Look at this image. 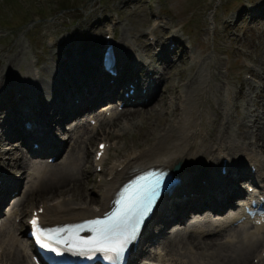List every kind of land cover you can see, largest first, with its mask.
I'll use <instances>...</instances> for the list:
<instances>
[{"label": "bare ground", "instance_id": "obj_1", "mask_svg": "<svg viewBox=\"0 0 264 264\" xmlns=\"http://www.w3.org/2000/svg\"><path fill=\"white\" fill-rule=\"evenodd\" d=\"M164 29V33L156 43L163 46L156 55L157 63L143 58L140 64L135 63L137 66L133 76L123 77L113 83L101 70L95 51L90 50L91 53L82 54L73 50L71 53L65 48L66 53L62 49L58 52L63 69L56 70L52 78L51 90L41 89L42 78L35 73L26 75L22 82L14 77L16 74L13 72L14 64L23 55L22 51L14 52L9 61L11 64L8 63L0 73V128L3 130L0 136V164L5 163V166L12 167L15 173H23L19 177H12L10 176L12 174L6 170H0V213L8 199L9 202L13 201L0 223V264H31L28 250L21 241L22 237L18 234L16 224L18 218L26 215L25 207L28 204H32L37 211L43 210L39 216L47 225L94 218L107 211L115 192L131 171L153 166L171 169L176 165H181L179 171L181 185L165 199L164 205H161L158 212L156 211L141 236L140 245L147 246L156 241L160 245L147 260L153 264H229L232 261H237L239 264H254L250 260L251 256H254L264 263V249L260 251L264 248V225L252 224L249 227V223H244L239 228L230 230L229 228L241 216L225 217L226 211L234 212L238 208L234 204V199L243 194V191L237 188L240 185L239 181L252 180L258 187H264V131L258 127L263 117L259 110L257 111L264 107V104L257 101L258 105L254 104L255 110L252 111L253 128L257 130L247 131L246 126L238 125L239 131L235 133V137L240 139V142L231 143L224 137L225 134L228 135L230 128L221 123V118H225L221 108H216L209 102L213 116L204 117L203 111L197 107V102L193 101L196 107L191 105L189 89L198 83L197 79L182 86L185 77L181 76L179 83H172L170 88L158 97V86L166 74V69L169 74H173L178 68L172 57L169 58L173 53L170 45L179 43L178 39L176 37L165 39L171 28ZM117 52L118 68L121 70L126 55L121 46L117 47ZM181 53L179 58L184 64L188 49L184 47ZM73 59L76 61L75 64ZM154 64H159L162 68L161 72H156L160 77L158 79L150 77L149 72L143 76L144 71ZM140 68L143 69L141 77L137 73ZM261 69L264 75L263 67ZM256 78L259 80V86L264 87V78L258 73ZM128 82L134 85L136 92L134 96L125 99L123 91L127 88ZM246 86L251 89L250 84L243 82L239 91L235 93L236 99L244 98ZM186 87L189 88L188 93ZM144 89H146L145 94L142 93ZM175 93L184 99L179 103L182 110L179 117H177V108L170 112L166 111V100L169 94ZM228 98L231 99V93H228ZM257 98L260 100L263 96ZM153 99L155 101L152 103ZM116 100L127 105H137L139 108L122 112L111 109L96 114L100 109L112 108ZM149 105L150 108L146 109ZM156 106L164 108L165 119L161 118L162 121L164 120V125L168 124L169 119H174L172 127L178 134H175L170 127L167 135L156 139L152 147L129 154L123 159L117 158L108 169V184H101L104 201L100 207H95L99 199L87 194L89 190L87 186L95 184L97 176L83 166V163H90L91 154L86 156L87 159L81 155L82 152L79 151L80 143L83 142L81 137L74 142L71 153L59 160L60 164L56 165V169L50 170L48 164H30L27 158V153L35 159H42L48 153L53 156L60 155L66 145L64 123L82 112L96 116L97 123L95 126L77 125L73 130L74 133L82 130L86 134L97 132L95 130L102 123L117 127L122 120L128 122L144 118L148 122L152 113L158 111ZM234 108L237 109L236 103ZM26 123L31 124V129L26 128ZM57 127L61 128L62 135L58 136ZM150 133L144 136L143 142H148ZM101 135L110 136L104 130H101ZM249 135L255 136L254 142ZM16 138H21L20 145L25 148L26 154L10 144ZM209 139L213 140L211 148L205 145L206 140ZM34 144H39L40 149L35 150ZM225 151H229L231 155ZM205 154L211 157L205 159L203 158ZM107 155L108 148L104 150L99 162L95 157L97 167L104 165ZM7 156L9 162L4 161ZM224 160L226 163H223ZM250 166L256 169L255 174L248 170ZM223 167L227 171L225 175L222 174ZM84 175H86L85 179ZM23 179L27 181L23 197L18 201L10 199V195L14 192L21 191L20 180L22 182ZM206 208L218 218L197 220L189 223L185 230L173 235L166 234V225L175 221L186 225L189 212H201ZM161 225L164 226L163 230L158 231ZM28 230L27 226L25 231ZM26 232L23 234L26 235ZM172 252L177 254L172 256ZM143 253H145L144 248H138L133 260Z\"/></svg>", "mask_w": 264, "mask_h": 264}, {"label": "rangeland", "instance_id": "obj_2", "mask_svg": "<svg viewBox=\"0 0 264 264\" xmlns=\"http://www.w3.org/2000/svg\"><path fill=\"white\" fill-rule=\"evenodd\" d=\"M256 11H259L260 15L252 20V14ZM262 12L264 13V0H0V73L8 63L11 64L9 61L14 52L22 51V57L16 60L13 67V72L17 74L14 77L22 82L26 75L35 73L42 78L41 89L51 90L54 74L57 69H63L58 56L61 49L64 53L67 48L71 53L74 50L82 54L91 53L90 50H93L97 53L100 62L98 57L103 47L102 42L108 34L107 30L111 28L112 34L115 32L116 44L124 50L126 60L132 62L137 58L141 62L144 58L151 62L154 49L150 47L148 41L149 33L154 31L156 38L159 39L165 31L164 28L170 27L171 31L168 35L176 37L179 42L176 44L180 47L177 56L170 55L178 68L173 74H169L166 69L158 95L170 88L172 83H179L181 76L185 77L182 86L197 79L198 83H195L191 89L187 87L185 89L187 93V89L190 91L191 105L196 107L193 101L197 102V107L203 111L204 117L213 116L209 102L216 108H221V112L225 114V118H221V123L230 128L228 135L225 134L224 137L231 143H236L240 140L235 137V133L239 131L238 125L246 126L247 131L257 130L253 128L252 111L255 110L254 104L258 105L257 101L264 104V87L259 86V80L256 78L257 73L264 78L261 69L262 67L264 69ZM158 16L161 18L159 22L161 26L155 29V19ZM184 47L188 49V53L185 54V61L182 64L179 57ZM72 61L73 64L76 63L75 59ZM243 82L250 84L251 89L246 86L244 98L236 99L235 93L239 91ZM228 93H231V99L228 98ZM257 96H263V99L259 100ZM183 100L178 93L169 94L166 111L170 112L173 108H177V117H179L182 113L179 103ZM235 103L237 109L234 108ZM156 110L158 111L152 113L148 122L144 118H137L135 121H128L130 125L127 126L122 120L117 128L110 125L103 127L111 133V142L116 144V148L110 146L108 159L105 161L106 166L102 172L97 171L93 160L98 143L104 139L99 134L91 135L87 136L80 145L79 151L82 152L83 158L89 155L87 148L93 153L90 163H83V166L97 176L96 183L87 186L88 196L99 199L95 207L103 204V189L100 185L108 184L106 170L112 162L117 158L123 159L129 154L152 147L156 139L167 135L170 127L175 134H178L172 127L174 119H169L168 124L164 125V120L161 119H165L164 108L156 106ZM258 110L263 117L258 127L264 131V107ZM77 123L79 120L64 124L66 133H69L68 137L64 138L68 141V146L73 145L77 137H73V140L69 137ZM153 129L154 132L150 133ZM218 130L223 129L218 128ZM2 131L0 128V136ZM56 131L59 132L58 136L62 135L60 128H56ZM147 133L150 134L146 143L142 140ZM253 137L255 136L249 135L252 142L255 141ZM172 140L174 141L173 135ZM10 144L14 148L24 150L16 140L11 141ZM205 145L211 148L213 140H206ZM225 152L231 155L229 151ZM67 153H64V156H67ZM210 157L205 154L203 158ZM4 161H10L8 156ZM46 161L47 158H44V162ZM0 170H6L12 174H8L12 177H19L23 173L13 172L12 167L5 166V163L0 164ZM238 184L244 188L242 181ZM32 207V204L25 207V212L28 214L22 218L25 224L30 217ZM187 215L190 223L199 218L212 217L207 212L202 216L200 214L196 216L191 212ZM25 224L21 223L19 229H23ZM163 227L161 225L158 231L163 230ZM183 227V224L175 221L166 225L164 230L167 235H173L182 231ZM156 249L158 247L154 244L146 246L143 258L148 257V254L155 252ZM198 252L202 251L198 250ZM176 254L177 252L171 253L172 256ZM250 260L252 262V256ZM237 263L232 261L229 264Z\"/></svg>", "mask_w": 264, "mask_h": 264}, {"label": "snow or ice", "instance_id": "obj_3", "mask_svg": "<svg viewBox=\"0 0 264 264\" xmlns=\"http://www.w3.org/2000/svg\"><path fill=\"white\" fill-rule=\"evenodd\" d=\"M150 181V183H146ZM161 180L157 177L155 180H151L150 177H145L141 181H137L129 189L126 190V195L122 197L121 209L109 217L107 220H96L92 221L90 225L79 226L81 229L83 227H90L96 233V237L90 241H82L81 245H86L87 248L80 247L79 245H74L79 251H95L99 250L105 253L114 254V256L119 257L126 249L128 243L135 236V227H129V220L136 216L137 223L140 218H142L147 211H149L153 200L158 195V188ZM36 224V221H33ZM66 231V230H65ZM43 235V234H41ZM60 235V230L55 233L49 234L47 236V241L51 242L54 237ZM41 236H37L38 242H40ZM56 244L62 243L60 239H55ZM43 247H49V243L45 242L42 244ZM56 251L55 248H52Z\"/></svg>", "mask_w": 264, "mask_h": 264}, {"label": "water", "instance_id": "obj_4", "mask_svg": "<svg viewBox=\"0 0 264 264\" xmlns=\"http://www.w3.org/2000/svg\"><path fill=\"white\" fill-rule=\"evenodd\" d=\"M179 168V167H178Z\"/></svg>", "mask_w": 264, "mask_h": 264}]
</instances>
